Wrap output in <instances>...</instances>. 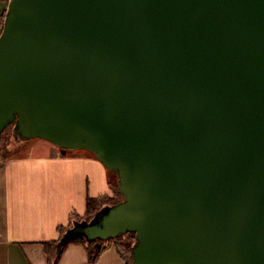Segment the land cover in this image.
<instances>
[{
    "label": "water",
    "instance_id": "water-1",
    "mask_svg": "<svg viewBox=\"0 0 264 264\" xmlns=\"http://www.w3.org/2000/svg\"><path fill=\"white\" fill-rule=\"evenodd\" d=\"M94 153L135 264H264V0H10L0 134Z\"/></svg>",
    "mask_w": 264,
    "mask_h": 264
},
{
    "label": "crops",
    "instance_id": "crops-1",
    "mask_svg": "<svg viewBox=\"0 0 264 264\" xmlns=\"http://www.w3.org/2000/svg\"><path fill=\"white\" fill-rule=\"evenodd\" d=\"M9 3L0 0V36ZM24 143L21 154L0 161V264H48L44 242L59 238L73 214L86 213L88 196L112 193L109 168L94 153L41 138ZM59 264H90L89 254L73 242ZM96 264L126 261L112 245Z\"/></svg>",
    "mask_w": 264,
    "mask_h": 264
},
{
    "label": "trees",
    "instance_id": "trees-1",
    "mask_svg": "<svg viewBox=\"0 0 264 264\" xmlns=\"http://www.w3.org/2000/svg\"><path fill=\"white\" fill-rule=\"evenodd\" d=\"M15 125H16L15 122L11 123L0 134V141L3 138V136H5L4 143H6L4 145L0 144V161H6L9 158L16 155L15 150L14 152H12L9 149H7L8 145L12 142V136L15 137V140H26L25 142H27V140H30V139H22L19 137L17 138L15 133ZM34 138H40V137H34ZM19 149H23V147L19 145L16 151H18ZM110 170L111 171L113 170L109 168V183L112 188V193L102 194L98 197L88 196L86 213L83 216L73 214L72 215L73 220L68 225L59 226L58 228L60 232L59 238L44 242L45 251L48 255V264H59V261L65 249L73 242H79L84 245V247L86 248L89 254L90 264H96L100 255L112 245H114L117 248L118 252L125 259L126 264H135L134 255H133V248L137 242V234L135 231H128L124 234H121L116 237H110L108 239L97 238L96 240L93 241L88 240L84 235H74L66 243L61 244V240L63 236L74 225L76 221H81V220L91 221L97 215V213L105 206L115 205L124 200V194L122 193L119 185V180H120L119 175L117 178H115V180L114 178H110Z\"/></svg>",
    "mask_w": 264,
    "mask_h": 264
},
{
    "label": "rangeland",
    "instance_id": "rangeland-1",
    "mask_svg": "<svg viewBox=\"0 0 264 264\" xmlns=\"http://www.w3.org/2000/svg\"><path fill=\"white\" fill-rule=\"evenodd\" d=\"M17 138H18V137H17ZM41 139H43V140H45V141H48V142H51L50 140L45 139V138H41ZM25 141H26V140H15V137L12 136V142L8 145L7 149H9V150L12 151V152H14V150H15V153H16V154H19V153L21 152L22 149H19L18 151H16V150H17L19 144H21V143H23V142H25ZM4 142H5V136H3V138L1 139L0 144H1V145L6 144V143H4ZM39 149H40V148H36V149H34V151L39 150ZM9 153H11V152H9ZM15 153H14V154H15ZM20 154H21V153H20ZM117 177H118V174H117L116 172L110 170V178H114V180H115V178H117Z\"/></svg>",
    "mask_w": 264,
    "mask_h": 264
}]
</instances>
